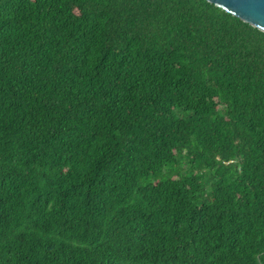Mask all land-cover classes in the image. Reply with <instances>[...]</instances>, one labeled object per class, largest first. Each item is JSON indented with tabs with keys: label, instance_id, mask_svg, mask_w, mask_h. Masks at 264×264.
Wrapping results in <instances>:
<instances>
[{
	"label": "trees",
	"instance_id": "obj_1",
	"mask_svg": "<svg viewBox=\"0 0 264 264\" xmlns=\"http://www.w3.org/2000/svg\"><path fill=\"white\" fill-rule=\"evenodd\" d=\"M0 264H264V31L0 0Z\"/></svg>",
	"mask_w": 264,
	"mask_h": 264
},
{
	"label": "water",
	"instance_id": "obj_2",
	"mask_svg": "<svg viewBox=\"0 0 264 264\" xmlns=\"http://www.w3.org/2000/svg\"><path fill=\"white\" fill-rule=\"evenodd\" d=\"M264 31V0H208Z\"/></svg>",
	"mask_w": 264,
	"mask_h": 264
}]
</instances>
